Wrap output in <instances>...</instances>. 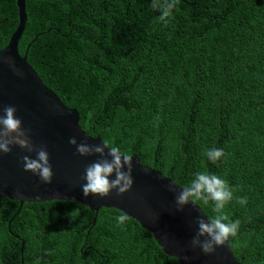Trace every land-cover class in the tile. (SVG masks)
Segmentation results:
<instances>
[{
  "label": "trees",
  "instance_id": "1",
  "mask_svg": "<svg viewBox=\"0 0 264 264\" xmlns=\"http://www.w3.org/2000/svg\"><path fill=\"white\" fill-rule=\"evenodd\" d=\"M25 12L19 55L83 132L181 189L201 172L226 180L233 255L264 264V0H179L167 23L152 0H29ZM17 24L16 0H0V50ZM213 148L226 153L216 163ZM120 214L0 199V264H178Z\"/></svg>",
  "mask_w": 264,
  "mask_h": 264
},
{
  "label": "water",
  "instance_id": "2",
  "mask_svg": "<svg viewBox=\"0 0 264 264\" xmlns=\"http://www.w3.org/2000/svg\"><path fill=\"white\" fill-rule=\"evenodd\" d=\"M27 1L16 0L17 28L0 50V57L4 58L0 61V109L9 105L17 109L16 116L22 121V129L28 133L34 148L47 150L53 177L48 184L39 175L24 171L23 157L35 159L36 151L28 152L12 145L9 153H0V199L16 200L21 205L25 202H74L96 213L101 208L114 209L126 213L149 232L162 252L175 258L178 264H240L228 240L208 255L199 247H192L191 241L198 231L196 221L204 219L207 222V217L193 203L177 211L176 196L182 189L161 172L143 166L137 155L131 156L133 186L129 192L117 195L113 190L106 197L84 196L85 168L102 157L79 155L69 139L75 137L78 144L86 142L89 145L101 144L102 139L83 132L77 110L63 104L43 84L26 57L19 55L18 43L27 21ZM108 151L105 149V157L111 159ZM114 178L115 174L109 177L110 180Z\"/></svg>",
  "mask_w": 264,
  "mask_h": 264
},
{
  "label": "clouds",
  "instance_id": "3",
  "mask_svg": "<svg viewBox=\"0 0 264 264\" xmlns=\"http://www.w3.org/2000/svg\"><path fill=\"white\" fill-rule=\"evenodd\" d=\"M179 0H152V8L160 12L159 20L167 23L173 16V10L177 8ZM4 58L0 57V61ZM11 64V61L9 60ZM0 153L7 154L11 151L12 145H18L28 152L36 151V158L23 157L24 171L39 175L44 183L50 184L53 177L49 155L44 147L35 149L28 133L22 129V121L17 118V109L14 106H6L0 109ZM69 143L76 147L77 153L81 156L99 155L100 160L93 162L85 168L83 179L86 181L82 185L85 197L90 194L94 196L106 197L113 190L117 195H124L133 186L132 179V157L121 152L116 146H109L107 141L101 144L89 145L86 142L77 143V139L72 137ZM105 149H108L105 157ZM205 155L212 163H216L226 156L222 148L208 150ZM127 168V171L124 169ZM115 174L114 179H109ZM174 190V189H171ZM235 189L231 188L228 182L216 174L207 172L198 173L194 180L185 185L176 196L177 211H182L183 207L189 203L195 204L197 201L207 205L210 201L214 204V217L198 219V231L192 239L193 248L199 247L206 255L215 252L217 247L225 244L229 237H235L240 228V221H230L229 216L223 211L225 206L233 200ZM241 205L247 204L246 198H237ZM118 225H123L129 216L121 213L117 218ZM205 237V239H201Z\"/></svg>",
  "mask_w": 264,
  "mask_h": 264
}]
</instances>
